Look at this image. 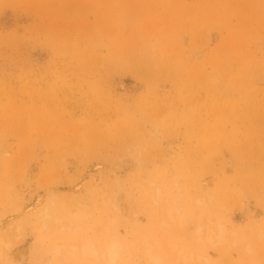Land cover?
Here are the masks:
<instances>
[{
  "label": "rangeland",
  "instance_id": "374dc122",
  "mask_svg": "<svg viewBox=\"0 0 264 264\" xmlns=\"http://www.w3.org/2000/svg\"><path fill=\"white\" fill-rule=\"evenodd\" d=\"M108 229L126 264H264V0H0V264Z\"/></svg>",
  "mask_w": 264,
  "mask_h": 264
},
{
  "label": "bare ground",
  "instance_id": "6f19581e",
  "mask_svg": "<svg viewBox=\"0 0 264 264\" xmlns=\"http://www.w3.org/2000/svg\"><path fill=\"white\" fill-rule=\"evenodd\" d=\"M164 200V193L162 191H156L151 197L150 209L155 215L164 216L167 218L168 223L172 221L177 215L181 213V207L177 205L176 200H170L166 206H162ZM161 203V204H160ZM51 206L54 207V203L50 202ZM42 217L49 218L50 214L45 208L42 212ZM117 222H121L118 215L112 218V225H116ZM210 222V221H209ZM167 223V224H168ZM212 224V222H210ZM45 226V225H44ZM46 227V226H45ZM20 223L16 224V230L20 232ZM62 231V230H61ZM109 235L103 240L97 241L93 237H84L82 240L72 239V244L64 243L65 238L62 232L52 239L53 249L55 254L59 256L60 260L57 264H78L82 260L90 261L96 264H126L124 261L125 257V244L122 238L116 232H112L108 229ZM195 245L207 244L214 249L221 247L226 239L228 229L220 222L215 227L208 226L205 232V237H202L200 230H196ZM232 234H236L231 232ZM63 241V242H62ZM8 244H6V247ZM171 244L170 250L172 253L175 252L177 257L175 262L180 264H210L211 259L203 254H193L187 252L183 246ZM200 247H198V251ZM248 253L253 251V247L246 248ZM151 264H162V256L160 254H153L152 249L148 247L145 251ZM79 260V262H78ZM8 262V261H7ZM9 263V262H8Z\"/></svg>",
  "mask_w": 264,
  "mask_h": 264
}]
</instances>
